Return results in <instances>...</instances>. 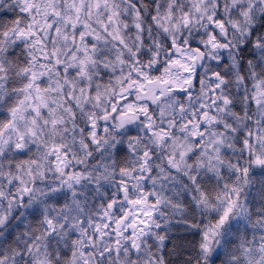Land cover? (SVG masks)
<instances>
[{"label": "snow or ice", "instance_id": "obj_1", "mask_svg": "<svg viewBox=\"0 0 264 264\" xmlns=\"http://www.w3.org/2000/svg\"><path fill=\"white\" fill-rule=\"evenodd\" d=\"M173 256L264 264V0H0V264Z\"/></svg>", "mask_w": 264, "mask_h": 264}, {"label": "trees", "instance_id": "obj_2", "mask_svg": "<svg viewBox=\"0 0 264 264\" xmlns=\"http://www.w3.org/2000/svg\"><path fill=\"white\" fill-rule=\"evenodd\" d=\"M5 14H7V13H5ZM174 259H175L174 256L169 258V260H170V264H172V261H173Z\"/></svg>", "mask_w": 264, "mask_h": 264}]
</instances>
